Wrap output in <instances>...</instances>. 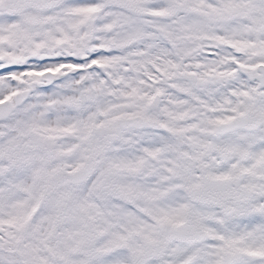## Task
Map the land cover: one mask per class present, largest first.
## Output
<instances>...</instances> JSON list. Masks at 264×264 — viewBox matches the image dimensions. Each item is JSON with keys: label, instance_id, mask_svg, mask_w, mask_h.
Wrapping results in <instances>:
<instances>
[{"label": "snow or ice", "instance_id": "6c2138e0", "mask_svg": "<svg viewBox=\"0 0 264 264\" xmlns=\"http://www.w3.org/2000/svg\"><path fill=\"white\" fill-rule=\"evenodd\" d=\"M0 264H264V0H0Z\"/></svg>", "mask_w": 264, "mask_h": 264}]
</instances>
